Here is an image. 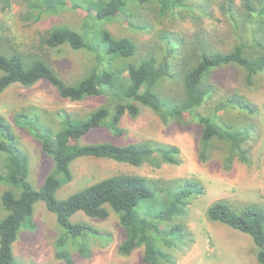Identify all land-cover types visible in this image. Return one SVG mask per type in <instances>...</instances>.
<instances>
[{"label": "trees", "instance_id": "obj_1", "mask_svg": "<svg viewBox=\"0 0 264 264\" xmlns=\"http://www.w3.org/2000/svg\"><path fill=\"white\" fill-rule=\"evenodd\" d=\"M73 7H85L87 16L84 27L77 31L68 26H56L49 30L42 43L50 48L67 45L72 50H85L92 54L95 64L89 75L75 85H67L51 66L40 57H27L19 52L6 53L0 49V93L13 84L30 87L40 80L50 83L58 95L70 101H80L89 96H104L107 102L90 111L86 116H74L60 110L59 129L55 130L49 118L40 119L37 114L28 122L19 116L16 122L30 130L42 144L43 151L51 157L53 171L49 173L39 189H33L26 182L29 159L19 147L11 125L0 115V154L4 156L0 183L14 186L5 190L0 203L5 215L0 219V264H13L11 245L16 239L20 225L33 212L37 201H43L48 211L56 216L62 228L55 242L56 256L72 263L68 245L77 246L83 256L90 255L89 238H97L92 226L83 222H72L70 217L82 212L92 218L105 219L113 211L125 232L124 240L117 251L129 255L143 246L142 260L159 264L167 255L157 244L162 234L170 238L182 230L177 224L169 229L161 227L162 222L179 216L184 211L193 192H204L197 180L176 178L158 179L134 173H117L104 177L72 193L57 199L54 193L63 182L72 179L70 164L79 157L106 158L116 162L140 166L148 163L153 167L161 164H179V148L172 144L140 141L115 144L110 141L80 145L81 137L93 129L105 128L115 136H121L122 116L127 113L136 117L138 105L151 108L163 124L174 122L183 125L188 119H195L201 125L199 136V158L206 161L213 148L214 138L228 143L225 169L231 167L234 154L243 157L241 144L249 137L250 127H231L217 121V111L225 106L237 104L249 109L242 101L229 98L213 108L214 115L198 113L209 103L215 87L211 75L219 68L234 66L246 72V81L264 72V0H222L219 10L230 25L233 37L228 51L193 48L195 58L188 55L183 39L167 38L166 44L171 60L158 59L154 54L136 56L135 43L127 37H114L108 30H90L91 21L123 14L129 4L159 5L160 17L176 18L182 11L204 9L205 0H71ZM200 1V2H199ZM52 0H40L29 11L31 18L38 19L45 11H51ZM182 17V16H181ZM90 26V27H89ZM93 27V25H92ZM135 59L134 61H132ZM116 80H118L116 82ZM165 80L179 87L175 95L160 91ZM218 104V103H217ZM251 110V109H249ZM27 120V119H26ZM242 154V155H241ZM154 198L157 208L144 209L143 204ZM170 204V210L164 208ZM210 221H217L249 235L257 247L256 258L264 264V212L255 206L239 210L224 199L214 201L206 211ZM107 240L109 237L106 234ZM167 245H173L167 240Z\"/></svg>", "mask_w": 264, "mask_h": 264}, {"label": "rangeland", "instance_id": "obj_2", "mask_svg": "<svg viewBox=\"0 0 264 264\" xmlns=\"http://www.w3.org/2000/svg\"><path fill=\"white\" fill-rule=\"evenodd\" d=\"M221 1H201L204 9L191 10L192 13L182 11V17L176 18L160 17L156 3L129 4L125 12L117 17L91 21L90 30L95 33L106 29L114 37L131 39L138 57L152 53L158 59L171 60L166 44L168 37L183 39L186 53L193 58L196 51L192 47L228 51L233 37L229 23L219 10ZM239 1L233 0L235 4ZM38 3L40 0H0V49L6 53L19 52L27 57H40L67 85H75L89 75L95 64L93 55L85 50H72L67 45L50 48L42 43V39L56 26L64 25L81 31L87 9L73 7L71 0H52L51 11L44 10L38 19L31 18L29 11L33 4ZM211 82L215 91L209 103L197 110L200 115H214L213 108L229 98L240 100L251 109L231 104L215 114L222 125L250 127L249 137L241 144L244 158L234 154L231 167L225 169L228 143L214 138L209 158L202 161L199 158L201 125L198 121L188 119L183 125L174 122L163 124L151 108L138 105L136 117L127 113L122 116L121 136L98 128L81 137L79 144L100 141L120 145L140 141L172 144L179 148L180 163L161 164L159 167L148 163L132 166L106 158L79 157L70 164L72 179L63 182L54 193L55 198H66L93 182L117 173H134L158 179L197 180L203 185L204 192H193L181 215L162 222V228L169 229L172 224H177L182 232L171 238L166 234L159 237L157 244L167 255L159 264H259L257 247L252 238L225 224L210 221L206 211L214 201L224 199L237 210L252 205L264 212V72L254 74L251 83H248L242 68L227 66L214 71ZM178 87L176 83L165 80L164 85H160V91L164 95H175ZM106 102L104 96L70 101L60 97L45 80L30 87L13 84L0 93V115L11 125L20 149L29 159L26 182L31 188L37 190L41 187L45 177L53 171L52 160L43 151L41 142L28 128L20 126L16 119L23 116L24 122H28L34 114L40 119L47 116L57 130L61 125L57 115L60 110L78 117L86 116ZM4 156L0 154V172L4 169ZM7 189L15 191L14 186L0 183V196ZM153 202L154 198L145 202L142 210L157 208ZM164 208L168 211L171 205L167 204ZM4 215L0 203V219ZM70 220L89 224L109 237L108 240L103 234L96 235L97 238L90 237L89 256L80 254L77 246L68 245L71 264H150L142 260L143 246L129 255L118 253L117 248L124 240L125 232L113 211H109L105 219L76 212ZM61 232L56 216L47 210L43 201H37L32 214L20 225L17 237L12 242L13 264H68L56 256L55 242ZM166 240L173 245H167Z\"/></svg>", "mask_w": 264, "mask_h": 264}]
</instances>
